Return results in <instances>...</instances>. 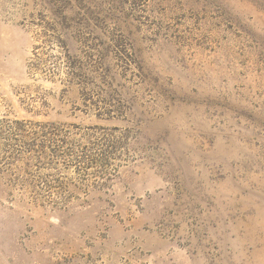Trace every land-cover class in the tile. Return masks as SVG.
<instances>
[{"label":"rangeland","instance_id":"1","mask_svg":"<svg viewBox=\"0 0 264 264\" xmlns=\"http://www.w3.org/2000/svg\"><path fill=\"white\" fill-rule=\"evenodd\" d=\"M0 264H264V0H0Z\"/></svg>","mask_w":264,"mask_h":264}]
</instances>
